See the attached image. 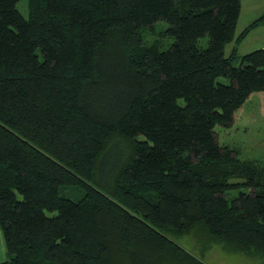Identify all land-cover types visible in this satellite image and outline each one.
I'll return each instance as SVG.
<instances>
[{
  "label": "trees",
  "instance_id": "trees-1",
  "mask_svg": "<svg viewBox=\"0 0 264 264\" xmlns=\"http://www.w3.org/2000/svg\"><path fill=\"white\" fill-rule=\"evenodd\" d=\"M19 1L0 0L3 264H206L189 234L264 257V163L215 132L264 93V48L225 54L264 13L237 35L242 0Z\"/></svg>",
  "mask_w": 264,
  "mask_h": 264
},
{
  "label": "rangeland",
  "instance_id": "rangeland-1",
  "mask_svg": "<svg viewBox=\"0 0 264 264\" xmlns=\"http://www.w3.org/2000/svg\"><path fill=\"white\" fill-rule=\"evenodd\" d=\"M28 1L20 0L18 2V9L24 18L29 17ZM263 13L264 0H242V11L238 21L237 35ZM168 27L169 24L166 21H159L153 28L145 29V42L151 44L157 41L160 50H168L173 43V39L162 34ZM208 40V37L200 38L197 43L198 47L206 48ZM235 46L237 48L236 53L239 56L264 48V25L252 30L241 42L237 44L235 42L230 43L225 49L226 56L231 54ZM233 65L237 66L238 63L234 61ZM219 81L221 83L228 82L224 77H221ZM215 132L220 145L232 148L241 160L264 163V93H253L246 103L236 111L231 125L226 127L218 125L215 127ZM116 147L118 148L115 150L116 154L124 152V156L121 158L124 161L128 150L126 143L118 140L111 146V149L113 150ZM112 157H114V153H110L106 162L108 167L113 164L115 168L120 161V157L116 161L115 159L112 160ZM110 170L108 169L99 174V180L102 181L100 188L105 192H107L108 188L103 185V180ZM234 182H242V180L235 179ZM247 191L246 187H239L232 191V194L237 196ZM63 194L70 198H75L71 190H65ZM173 240L206 264H264V257L259 254L249 255L238 252L230 246L206 241L201 235L189 234L173 238Z\"/></svg>",
  "mask_w": 264,
  "mask_h": 264
},
{
  "label": "crops",
  "instance_id": "crops-1",
  "mask_svg": "<svg viewBox=\"0 0 264 264\" xmlns=\"http://www.w3.org/2000/svg\"><path fill=\"white\" fill-rule=\"evenodd\" d=\"M6 260H7V252H6L3 234L0 229V264L5 263Z\"/></svg>",
  "mask_w": 264,
  "mask_h": 264
}]
</instances>
